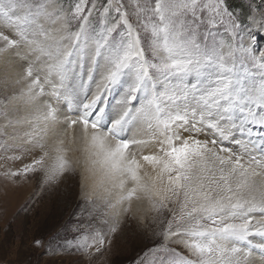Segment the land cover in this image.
I'll return each instance as SVG.
<instances>
[{
	"label": "snow or ice",
	"instance_id": "obj_1",
	"mask_svg": "<svg viewBox=\"0 0 264 264\" xmlns=\"http://www.w3.org/2000/svg\"><path fill=\"white\" fill-rule=\"evenodd\" d=\"M258 35L264 0H0V156L21 164L3 194L79 174L108 193V234L157 227L151 264H264ZM56 242L45 254L111 244Z\"/></svg>",
	"mask_w": 264,
	"mask_h": 264
},
{
	"label": "rangeland",
	"instance_id": "obj_2",
	"mask_svg": "<svg viewBox=\"0 0 264 264\" xmlns=\"http://www.w3.org/2000/svg\"><path fill=\"white\" fill-rule=\"evenodd\" d=\"M256 46L264 48V35L257 36ZM20 166V161L0 156V171ZM5 186L0 178V264H136L141 257L143 264H151V253H144L161 242L156 226L134 220H123L115 234H108L112 218L103 215L108 193L96 189L86 198L79 174H68L58 185L47 187L42 174L29 173L26 181L7 185V195ZM83 231L104 232L106 241L111 240L103 255L45 254L53 237L62 246ZM35 240L42 246L35 247Z\"/></svg>",
	"mask_w": 264,
	"mask_h": 264
}]
</instances>
